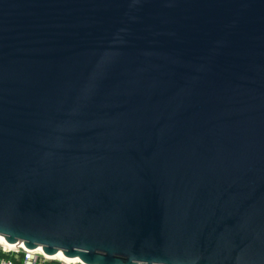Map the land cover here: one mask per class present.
<instances>
[{"label":"water","instance_id":"obj_1","mask_svg":"<svg viewBox=\"0 0 264 264\" xmlns=\"http://www.w3.org/2000/svg\"><path fill=\"white\" fill-rule=\"evenodd\" d=\"M0 235L264 264V0H0Z\"/></svg>","mask_w":264,"mask_h":264},{"label":"built area","instance_id":"obj_2","mask_svg":"<svg viewBox=\"0 0 264 264\" xmlns=\"http://www.w3.org/2000/svg\"><path fill=\"white\" fill-rule=\"evenodd\" d=\"M0 246L9 253L7 256H0V264H94L84 262L76 256L52 257L38 246L29 248L16 242L7 246L0 242Z\"/></svg>","mask_w":264,"mask_h":264},{"label":"bare ground","instance_id":"obj_3","mask_svg":"<svg viewBox=\"0 0 264 264\" xmlns=\"http://www.w3.org/2000/svg\"><path fill=\"white\" fill-rule=\"evenodd\" d=\"M0 242L3 243L5 246L13 245V243L5 242L1 235H0ZM16 243H21V242L20 241H16ZM47 255L52 256V257H67V256H64L60 251H56L55 253L47 254Z\"/></svg>","mask_w":264,"mask_h":264},{"label":"trees","instance_id":"obj_4","mask_svg":"<svg viewBox=\"0 0 264 264\" xmlns=\"http://www.w3.org/2000/svg\"><path fill=\"white\" fill-rule=\"evenodd\" d=\"M8 254H9L8 251L2 250L0 246V256H7Z\"/></svg>","mask_w":264,"mask_h":264}]
</instances>
